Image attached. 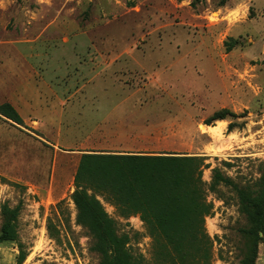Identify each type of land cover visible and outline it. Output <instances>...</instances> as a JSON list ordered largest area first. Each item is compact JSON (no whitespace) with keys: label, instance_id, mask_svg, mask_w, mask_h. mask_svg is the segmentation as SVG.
Here are the masks:
<instances>
[{"label":"rangeland","instance_id":"obj_1","mask_svg":"<svg viewBox=\"0 0 264 264\" xmlns=\"http://www.w3.org/2000/svg\"><path fill=\"white\" fill-rule=\"evenodd\" d=\"M5 102L24 125L0 116V230L2 206L20 207L18 239L0 242V264H18L20 249L22 264H99L71 199L84 153L201 156L207 189L215 168L255 189L264 165V0H0ZM224 108L241 116L204 128ZM231 122L238 127L228 132ZM97 197L131 253L153 264L139 216L122 218ZM207 200L212 264H241L247 220L235 190L221 184Z\"/></svg>","mask_w":264,"mask_h":264},{"label":"trees","instance_id":"obj_2","mask_svg":"<svg viewBox=\"0 0 264 264\" xmlns=\"http://www.w3.org/2000/svg\"><path fill=\"white\" fill-rule=\"evenodd\" d=\"M0 116L24 125L22 116L9 102L0 104ZM239 116L224 108L204 124L214 126L217 121ZM237 125L229 123L228 132ZM205 160L201 156L177 154H82L71 199L77 210V223L93 238L99 264H142V261L131 253L130 237L118 234L116 220L97 196L114 206L122 218L139 216L153 238V264H212L213 244L205 220L212 215L213 204L208 202L207 192H216L221 184L235 190L239 210L247 220V226L241 229L244 238L241 264H256L259 244L264 242V165L255 189L238 186L217 168L213 169L207 189L203 170L209 165ZM19 211V206H2L0 242L17 241ZM25 259L26 254L20 249L17 263L22 264Z\"/></svg>","mask_w":264,"mask_h":264},{"label":"bare ground","instance_id":"obj_3","mask_svg":"<svg viewBox=\"0 0 264 264\" xmlns=\"http://www.w3.org/2000/svg\"><path fill=\"white\" fill-rule=\"evenodd\" d=\"M204 128H209L210 130H217L218 129L217 125H215V126H208V127H204Z\"/></svg>","mask_w":264,"mask_h":264}]
</instances>
